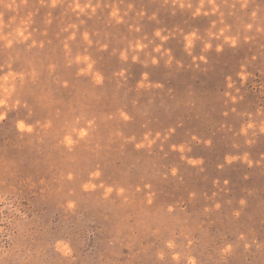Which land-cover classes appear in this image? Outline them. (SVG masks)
I'll return each instance as SVG.
<instances>
[{"label": "rangeland", "instance_id": "rangeland-1", "mask_svg": "<svg viewBox=\"0 0 264 264\" xmlns=\"http://www.w3.org/2000/svg\"><path fill=\"white\" fill-rule=\"evenodd\" d=\"M0 264H264V0H0Z\"/></svg>", "mask_w": 264, "mask_h": 264}]
</instances>
